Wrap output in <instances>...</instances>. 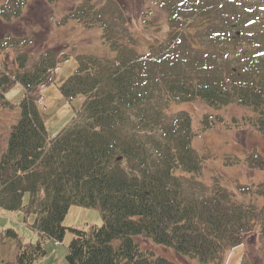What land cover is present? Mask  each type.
I'll return each mask as SVG.
<instances>
[{"label": "trees", "instance_id": "obj_1", "mask_svg": "<svg viewBox=\"0 0 264 264\" xmlns=\"http://www.w3.org/2000/svg\"><path fill=\"white\" fill-rule=\"evenodd\" d=\"M24 3L6 0L0 17L20 16ZM124 12L116 0H77L67 14L98 27L106 47L76 55L61 90L86 99L54 138L36 92L68 55L33 52L25 49L30 38L0 35V51L13 47L17 64L13 74L0 75V105H11L6 92L13 83L28 93L0 157V207L32 213L41 238L62 240L72 230L69 264H179L143 247L137 235L204 264L222 262L262 219L264 203L236 200L226 186L207 182L192 114L167 109L176 100L242 106L239 115L204 113L202 127H251L264 135V0H147L145 27L166 29L146 47ZM246 158L251 168H264L260 151ZM72 204L98 207L103 223L65 225ZM7 234L17 251L5 264H33L46 254L40 239L23 242L14 228Z\"/></svg>", "mask_w": 264, "mask_h": 264}, {"label": "rangeland", "instance_id": "obj_2", "mask_svg": "<svg viewBox=\"0 0 264 264\" xmlns=\"http://www.w3.org/2000/svg\"><path fill=\"white\" fill-rule=\"evenodd\" d=\"M6 0H0V8ZM99 1V0H98ZM119 1L127 16V26L144 41L161 37L166 29L165 24L159 31L153 25L147 30L144 22V11L147 0ZM77 0H25L23 13L6 20L0 17V35L12 33L19 37L31 39L30 46L25 48L38 52L54 48L58 55L64 57L59 61L49 81L38 87L39 110L45 119L49 138L57 136L80 113L85 96L77 95L67 98L61 85L73 72L77 64L76 55L80 52L102 53L106 47L98 27H86L67 16L76 5ZM1 16V15H0ZM68 19L63 22V18ZM165 13L159 11V21L164 20ZM146 43V44H145ZM144 47V48H145ZM16 50L9 47L0 51L1 73L13 74L16 70ZM27 89L21 83H13L6 92L11 105H0V157L5 149L12 124L22 113L21 102L27 96ZM245 107L228 105L211 107L200 101H173L170 113L186 110L192 114L194 127L197 130L194 146L204 155L203 178L209 182H218L226 186L232 197L243 202L258 201L264 203V168H251L246 154L258 150L264 155V135L251 127L245 129L227 128L224 126L202 127V115L206 112H219L230 116L242 114ZM28 199V195L25 200ZM34 215L19 210H6L0 207V264L13 259L17 251L16 238L3 235L7 228H14L23 242L41 240L46 254L33 264H69L67 254L73 232L69 228L62 240L43 237L33 228ZM102 215L98 207L72 204L65 216L64 224L71 227L85 228L91 224L101 225ZM143 247L150 248L156 255L165 256L179 264H204L197 256L177 252L172 246L154 241L150 237H135ZM206 264H264V212L255 228L248 232L241 244L230 246L223 252L222 262L213 261Z\"/></svg>", "mask_w": 264, "mask_h": 264}]
</instances>
